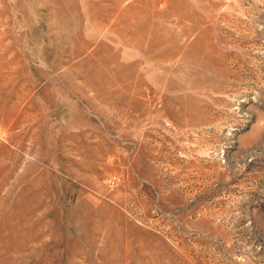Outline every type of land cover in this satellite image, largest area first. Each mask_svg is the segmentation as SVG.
<instances>
[{
    "label": "rangeland",
    "instance_id": "obj_1",
    "mask_svg": "<svg viewBox=\"0 0 264 264\" xmlns=\"http://www.w3.org/2000/svg\"><path fill=\"white\" fill-rule=\"evenodd\" d=\"M0 264H264V0H0Z\"/></svg>",
    "mask_w": 264,
    "mask_h": 264
}]
</instances>
